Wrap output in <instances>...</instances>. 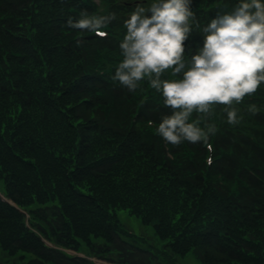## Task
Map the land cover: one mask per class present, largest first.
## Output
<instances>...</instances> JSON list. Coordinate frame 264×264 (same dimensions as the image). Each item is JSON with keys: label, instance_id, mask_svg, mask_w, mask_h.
I'll use <instances>...</instances> for the list:
<instances>
[{"label": "trees", "instance_id": "obj_1", "mask_svg": "<svg viewBox=\"0 0 264 264\" xmlns=\"http://www.w3.org/2000/svg\"><path fill=\"white\" fill-rule=\"evenodd\" d=\"M216 1L192 0L193 31L182 42L186 55L202 45L200 26L232 5ZM101 2L99 12L91 0H0V191L13 203L0 198L1 251L32 254L37 264H94L64 250L95 235L107 243L91 250L102 259L161 264L150 248L119 234L115 211L123 209L153 225L161 240L198 239L210 262L264 264V254L257 259L246 243L248 232L255 235L254 244L264 242V112L246 110L264 109V88L246 107L236 104L244 110L236 123L224 124L218 104L210 115L193 110L189 116H197L202 127L215 126L208 138L211 169L198 166L203 143L182 141L198 155L189 159L177 148L170 158L159 137L146 129H114L109 123L123 121L108 110L117 101L137 110L133 123L154 126L171 108L146 78L131 92L112 79L123 58V20L135 4ZM84 9L114 14L102 26L107 35L66 23ZM103 66L107 70L97 75L93 68ZM215 172L247 185L254 197L217 188ZM250 223L255 226L248 231Z\"/></svg>", "mask_w": 264, "mask_h": 264}, {"label": "clouds", "instance_id": "obj_2", "mask_svg": "<svg viewBox=\"0 0 264 264\" xmlns=\"http://www.w3.org/2000/svg\"><path fill=\"white\" fill-rule=\"evenodd\" d=\"M191 4L192 0H149L145 7L137 0L123 20L126 31L119 41L123 58L112 77L129 92L146 78L164 97L171 112L160 117L156 132L173 145L182 141L207 144L215 126L202 127L196 118L189 120L193 110L210 115L213 102L223 104L227 121L236 123L240 117L233 102L264 82V0H236L230 11H218L200 26L202 45L186 55L182 42L193 31ZM113 15L88 14L84 9L79 18L69 17L66 23L107 35L102 26ZM167 69L179 78H164ZM207 146L211 152V144ZM207 159L211 163V155Z\"/></svg>", "mask_w": 264, "mask_h": 264}, {"label": "rangeland", "instance_id": "obj_3", "mask_svg": "<svg viewBox=\"0 0 264 264\" xmlns=\"http://www.w3.org/2000/svg\"><path fill=\"white\" fill-rule=\"evenodd\" d=\"M145 7H147V5ZM115 103L116 104L113 109H110V108L108 109L109 111H111L109 113L111 115L119 116V119L123 121L121 125H119L121 127L114 125L112 123H109L111 124L110 125L111 127H113L114 129L118 131H121L119 130L121 128H126V131H130L134 127L140 126L142 129H146L147 131L159 137V134L156 132V126H154L153 124H140L137 122L133 123L132 120L134 117L132 113L137 112L135 108H133L132 111H129L128 109L129 105H126L119 101ZM221 105L223 108V104ZM232 106L235 107L234 105ZM251 108L252 107H249L246 110H250ZM255 108L257 107L254 106V109L252 108L250 111L252 112L255 111ZM237 109H238L237 113H244V110L240 108H237ZM103 111L104 109H101V112ZM101 112L98 111V113H101ZM224 114H226V112ZM96 120L99 121V118H96ZM104 122H106V120H104ZM141 132H142V135L144 136V131L141 130ZM162 146L164 147L165 151H171V149L173 151L174 149L179 148L180 150L183 151V153L188 154L187 157L189 159L195 158L198 155L197 152L188 150L184 142H181L176 145L166 144V146L162 144ZM198 166L199 167L205 166L203 162V158L200 159ZM214 178L216 179V181H214V183L212 184L217 185L216 186L217 188L223 186V191L227 190L229 193L232 192L233 194H240L242 192L244 195L248 197H254L255 191H252V189H250L249 187H245L243 184H241V182H238L237 180H235V178L233 180H229L225 177V175L218 176V174H216ZM3 188H4V181L0 180V190ZM225 214H226V211H223V215ZM115 215H116V220H117L118 228L120 232L119 234H121L122 238L127 239L128 241H131L138 246L150 248L152 251L157 253V255L159 256L158 258H160L161 264H230L226 262L216 263L217 261L215 259L214 260L216 262H210L206 260L202 256L201 251L199 250L198 239L191 238V239H188L186 243H182L176 238H168L165 240H161V238L158 235H156L155 233L156 231L153 225L143 223L141 219H139L137 216L130 214L127 210L118 209L115 211ZM173 226L174 225L171 224L170 226L171 229H173ZM254 226H255L254 224L250 223L247 226L248 231H251L254 228ZM256 231L258 232L259 230H256ZM250 233L251 232H248L246 234L249 240L246 243L257 254V259L262 260L261 255L264 254V242H263L264 236L261 239V241L263 242V245L261 246L259 244H254L253 239L255 238V235L253 233L251 234ZM262 233H264V231H262ZM76 241L77 243L75 245L76 247L75 250H69V252L67 253L68 254L77 253L80 255H85L88 258L90 257L92 260L94 259V257H92L91 250L95 248V245L107 244L101 237L95 236V235L87 236L84 239H78ZM163 250L165 251L163 255H159L160 252ZM204 256L207 257L206 255ZM211 257H213V255H211ZM36 260L37 258L35 256H33L32 254L26 253V252L13 250V251H10L9 253L8 251L6 252L1 251L0 249V264H4V263L10 264L13 261H14L13 262L14 264H37V263H34ZM99 262L101 264H110V262L111 264H118L116 262L104 261V260H100Z\"/></svg>", "mask_w": 264, "mask_h": 264}]
</instances>
